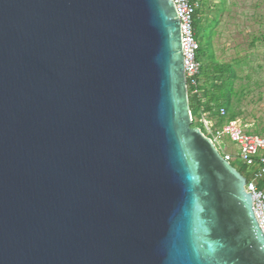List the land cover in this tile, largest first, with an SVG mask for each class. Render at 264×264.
<instances>
[{"label":"water","instance_id":"1","mask_svg":"<svg viewBox=\"0 0 264 264\" xmlns=\"http://www.w3.org/2000/svg\"><path fill=\"white\" fill-rule=\"evenodd\" d=\"M247 184L173 0H0V264H264Z\"/></svg>","mask_w":264,"mask_h":264},{"label":"rangeland","instance_id":"2","mask_svg":"<svg viewBox=\"0 0 264 264\" xmlns=\"http://www.w3.org/2000/svg\"><path fill=\"white\" fill-rule=\"evenodd\" d=\"M200 28L197 41L204 46L211 41L205 62L211 63L212 50L217 64L231 65L235 71L229 115L234 114L246 131L264 135V0H208ZM194 119L193 125L204 131L199 114ZM225 146L237 152L228 139ZM232 166L250 178L251 168L243 169L236 159Z\"/></svg>","mask_w":264,"mask_h":264},{"label":"built area","instance_id":"3","mask_svg":"<svg viewBox=\"0 0 264 264\" xmlns=\"http://www.w3.org/2000/svg\"><path fill=\"white\" fill-rule=\"evenodd\" d=\"M173 2L181 23L187 87L188 90H192L193 95H198L202 85L198 77L201 69V63L198 60L200 44L196 39L195 29V15L199 5L196 0H173ZM219 116L226 117L227 111L221 108ZM192 120L194 124L193 116ZM198 121L204 127V131L201 130L202 133L211 140L225 161L232 164L236 159L243 169H252L250 178H245L248 183L245 190L252 196L254 215L264 235V187H262L264 183V135L246 131L237 120L218 126L217 119L204 112L200 113ZM226 139L237 146V152L229 151L225 146Z\"/></svg>","mask_w":264,"mask_h":264},{"label":"trees","instance_id":"4","mask_svg":"<svg viewBox=\"0 0 264 264\" xmlns=\"http://www.w3.org/2000/svg\"><path fill=\"white\" fill-rule=\"evenodd\" d=\"M199 8L195 15V29L196 39L201 25V15L204 12L206 2L208 0H196ZM206 1V2H205ZM199 42V41H198ZM200 50L198 53V60L201 63V69L199 78L206 77L207 79L202 82L200 86V94L193 95L192 90L189 89V105L192 116L204 112L210 114L212 118L217 119L218 126H222L226 122L235 121L236 116L234 114L229 115L231 109L232 99L234 97L233 82L236 77L235 71L231 65L217 64L214 60L213 52L210 50L211 63L205 62L209 53V47L211 49V41L207 46L200 43ZM209 60V59H208ZM214 64V65H213ZM224 108L227 111L226 117L219 116V110ZM264 187V183H262Z\"/></svg>","mask_w":264,"mask_h":264}]
</instances>
